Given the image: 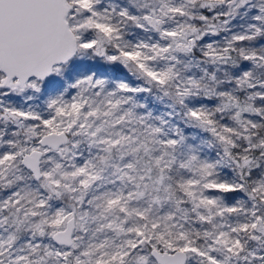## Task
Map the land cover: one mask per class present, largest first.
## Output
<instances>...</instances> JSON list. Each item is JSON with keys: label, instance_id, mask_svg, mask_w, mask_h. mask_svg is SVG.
Wrapping results in <instances>:
<instances>
[{"label": "snow or ice", "instance_id": "obj_1", "mask_svg": "<svg viewBox=\"0 0 264 264\" xmlns=\"http://www.w3.org/2000/svg\"><path fill=\"white\" fill-rule=\"evenodd\" d=\"M0 264H264V0H0Z\"/></svg>", "mask_w": 264, "mask_h": 264}]
</instances>
